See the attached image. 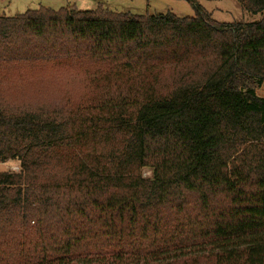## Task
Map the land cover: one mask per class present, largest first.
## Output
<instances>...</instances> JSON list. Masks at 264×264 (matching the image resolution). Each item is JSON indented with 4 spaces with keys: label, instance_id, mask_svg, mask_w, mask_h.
Segmentation results:
<instances>
[{
    "label": "trees",
    "instance_id": "1",
    "mask_svg": "<svg viewBox=\"0 0 264 264\" xmlns=\"http://www.w3.org/2000/svg\"><path fill=\"white\" fill-rule=\"evenodd\" d=\"M187 1L0 15V264H264V0Z\"/></svg>",
    "mask_w": 264,
    "mask_h": 264
},
{
    "label": "rangeland",
    "instance_id": "2",
    "mask_svg": "<svg viewBox=\"0 0 264 264\" xmlns=\"http://www.w3.org/2000/svg\"><path fill=\"white\" fill-rule=\"evenodd\" d=\"M199 2L205 12L211 14L214 20L222 23H233L237 21L252 22L258 21L263 17L261 13L253 14L245 12L238 0H199ZM68 6H75L81 11H93L102 6L114 12H131L139 15L147 13L165 14L167 12H173L181 17H194L196 15L194 7L187 0H0V15L16 16L25 13L29 9L38 10L45 7L52 10H60ZM79 84L85 87L83 82L80 81ZM37 87H39V85ZM80 93H83V91ZM86 93L89 98L94 97L89 87ZM259 94L264 95V86L259 90ZM85 98L89 99L87 97ZM82 102L85 103V105L88 103L86 100H82ZM58 104L60 103L55 100L47 102L44 105L50 107ZM34 107L36 108L38 105ZM3 170L18 171L19 163L12 160L5 162L0 161V171ZM143 174L149 177L151 176V170L145 168ZM103 264L111 263L109 260L105 259Z\"/></svg>",
    "mask_w": 264,
    "mask_h": 264
}]
</instances>
